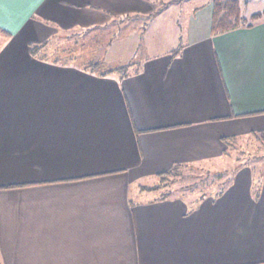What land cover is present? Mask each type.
<instances>
[{"label":"crops","instance_id":"crops-1","mask_svg":"<svg viewBox=\"0 0 264 264\" xmlns=\"http://www.w3.org/2000/svg\"><path fill=\"white\" fill-rule=\"evenodd\" d=\"M131 10L154 0L0 9V264H264V168L212 196L136 198L174 164L262 137L264 18L213 34L204 4L178 46L123 75L43 56L60 30Z\"/></svg>","mask_w":264,"mask_h":264},{"label":"rangeland","instance_id":"rangeland-1","mask_svg":"<svg viewBox=\"0 0 264 264\" xmlns=\"http://www.w3.org/2000/svg\"><path fill=\"white\" fill-rule=\"evenodd\" d=\"M238 1L243 17L264 12V0ZM211 2L154 0L156 13L150 15V19L148 14L136 13L139 15L134 16L133 12L137 10H131L128 14L113 17L111 22L100 29L97 27L96 30L85 31L84 27L77 26L60 30L62 33L50 42L52 48L45 51L43 56L49 55L82 66L93 65L98 72L117 66H125L128 67L127 71H134L144 55L167 49L165 47L178 46V34L182 36L183 31L188 29L191 10L204 4L209 6ZM132 61L135 63L128 66ZM241 168H249L253 174L264 168V139L261 136L241 137L218 159L187 163L179 168L178 174L165 175L163 181L157 177L153 183L160 187L153 191L144 190L149 195L136 198H158L162 193L189 200L198 199L201 195L212 196L224 189Z\"/></svg>","mask_w":264,"mask_h":264},{"label":"trees","instance_id":"trees-1","mask_svg":"<svg viewBox=\"0 0 264 264\" xmlns=\"http://www.w3.org/2000/svg\"><path fill=\"white\" fill-rule=\"evenodd\" d=\"M211 7H212V12H211V33L217 34L225 31H229L235 28H240V27H250L257 21L261 20L264 18V12H258L250 15L249 17H243V15L240 14V6H239V1L238 0H212L211 2ZM156 10H154L152 13H150L148 18H152ZM107 25V24H106ZM104 25V26H106ZM103 26V27H104ZM97 27L95 28H85V31L89 30H96ZM100 29V27H98ZM36 49V50H35ZM32 54L37 56L38 54V47L37 46H32ZM58 61L60 60L59 58L52 57V60ZM57 62V61H56ZM63 63H66L65 61H61ZM68 63L71 64H76V62L68 61ZM132 64V63H131ZM130 64L128 63V66ZM82 66V65H79ZM96 66V65H95ZM84 68H87L88 70L92 72H98L96 70V67L93 65H84ZM121 70L119 71L118 69ZM114 70H106L102 71L103 75L110 74L112 71H116L118 74H125L127 72L128 67L125 68V66H117L116 68H113ZM101 72V71H100ZM264 139V134L262 135ZM226 154V152H225ZM224 154V155H225ZM187 164H174L168 171L160 173L158 177L161 178V181L164 180L165 175H169L172 173L178 174L179 168L184 167ZM160 186L159 184H155L152 186H143L141 188L142 191H153L158 189ZM223 189H220L216 194H219L222 192ZM162 198H167L169 197V194H161Z\"/></svg>","mask_w":264,"mask_h":264},{"label":"snow or ice","instance_id":"snow-or-ice-1","mask_svg":"<svg viewBox=\"0 0 264 264\" xmlns=\"http://www.w3.org/2000/svg\"><path fill=\"white\" fill-rule=\"evenodd\" d=\"M9 0H0V9L4 7L5 4H7Z\"/></svg>","mask_w":264,"mask_h":264}]
</instances>
